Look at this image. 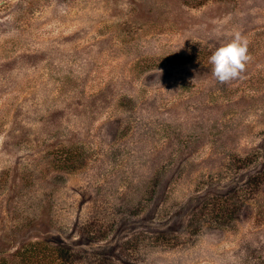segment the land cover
Masks as SVG:
<instances>
[{
  "label": "rangeland",
  "instance_id": "374dc122",
  "mask_svg": "<svg viewBox=\"0 0 264 264\" xmlns=\"http://www.w3.org/2000/svg\"><path fill=\"white\" fill-rule=\"evenodd\" d=\"M252 59L219 83L236 32ZM264 264V0H0V252Z\"/></svg>",
  "mask_w": 264,
  "mask_h": 264
},
{
  "label": "clouds",
  "instance_id": "9594fccd",
  "mask_svg": "<svg viewBox=\"0 0 264 264\" xmlns=\"http://www.w3.org/2000/svg\"><path fill=\"white\" fill-rule=\"evenodd\" d=\"M249 40L241 32L236 31L232 37L221 43L209 57L212 76L221 84H228L242 78L248 62Z\"/></svg>",
  "mask_w": 264,
  "mask_h": 264
},
{
  "label": "trees",
  "instance_id": "16d2710c",
  "mask_svg": "<svg viewBox=\"0 0 264 264\" xmlns=\"http://www.w3.org/2000/svg\"><path fill=\"white\" fill-rule=\"evenodd\" d=\"M64 246L45 240H27L13 251L0 252V264H66L68 255Z\"/></svg>",
  "mask_w": 264,
  "mask_h": 264
}]
</instances>
